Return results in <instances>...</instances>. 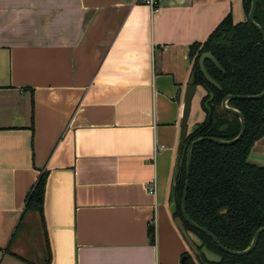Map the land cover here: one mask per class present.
Here are the masks:
<instances>
[{"label":"crops","instance_id":"1","mask_svg":"<svg viewBox=\"0 0 264 264\" xmlns=\"http://www.w3.org/2000/svg\"><path fill=\"white\" fill-rule=\"evenodd\" d=\"M228 13L242 24V0H0V264H38L35 232L39 264H182L169 194L189 48ZM251 149L263 168L264 137ZM42 174L44 229L24 211Z\"/></svg>","mask_w":264,"mask_h":264},{"label":"trees","instance_id":"2","mask_svg":"<svg viewBox=\"0 0 264 264\" xmlns=\"http://www.w3.org/2000/svg\"><path fill=\"white\" fill-rule=\"evenodd\" d=\"M250 3L251 0H242L245 16L242 24H234L228 13L204 43H195L189 48L193 85L201 86L205 92L200 100L205 119L185 138L177 186L174 188L176 213L173 218L180 217L185 231L197 239L200 260L196 259L199 264H264V233L249 254L231 256L216 246L206 234L194 230L181 215L187 148L198 139H203L192 149L185 197L186 214L232 252L248 249L256 232L264 228V167L247 162L251 148L264 137V97L259 101L229 100L228 107L237 110L245 120V134L238 142L220 146L208 140L215 138L229 142L240 134L239 118L222 109L224 98L256 96L264 91V41L247 20ZM257 4L254 20L264 31V0H257ZM204 53L212 54L223 69L221 72L210 61L204 62L209 77L220 89L210 85L199 70L198 61ZM46 180V174L38 178L26 198L24 210L36 213L43 229ZM148 232L152 244L154 228H149ZM203 250L218 257V261L207 260ZM183 257L185 264H196L189 253ZM49 263L50 259L44 262Z\"/></svg>","mask_w":264,"mask_h":264},{"label":"water","instance_id":"3","mask_svg":"<svg viewBox=\"0 0 264 264\" xmlns=\"http://www.w3.org/2000/svg\"><path fill=\"white\" fill-rule=\"evenodd\" d=\"M251 8H250V12L248 14L247 20H249V23L258 31V33H260V35L263 37V41H264V31L262 30V28L260 26H258L255 23L254 20V14L256 12L257 9V0H251ZM205 61H210L211 63L214 64V66L219 69L221 72H223V69H221L220 65L218 64L217 60L213 57L212 54L210 53H204L199 61V70H201L205 80L210 84V85H214L216 88L220 89V86L209 77L207 71L204 68V62ZM194 84V75H191L189 81L187 82V90L185 92L184 95V104H183V108H182V113H181V125H180V130H179V142L177 144V148H176V159H175V163H174V170H173V174H172V178H171V190H170V194H169V212L170 214L173 216L176 213V204H175V199H174V188L177 186V178L179 176V162L181 160L182 154H183V147H184V142H185V138H186V127H187V123L189 120V114H190V110H191V105H192V98L194 97L195 93H196V87L193 85ZM264 97V91L261 92V94L256 95V96H245V97H234V96H229L224 98L222 101V109L225 110L226 112H230L233 115H235L236 117L239 118L240 121V131H239V135L230 140L229 142L227 141H221L218 139H208L210 142L212 143H216L220 146H230L236 142H238L243 136H244V132H245V120L244 117H242V115L235 109H232L230 107H228V103L229 100L233 99V98H238L241 100H253V101H259L261 100V98ZM203 139H198L197 141L191 143L189 145V147L187 148V158H186V176H185V187L183 190V195H182V202H181V215H183V219H185V221L196 231L202 232L204 234H206L211 240L212 242L216 245L219 246V248L224 251L225 253L233 256H244L249 254V252H251L252 250H254V248L256 247V243L257 240L259 238V236L264 233V228H261L260 230H258L256 232V234L254 235L251 243L249 244V248L246 249L245 251H230L227 248H225L224 246L220 245V243L218 242V240H216V238L213 236V234L211 232H209L208 230L199 227L198 225H196L190 218L189 216L186 214V209H185V204H186V193H187V189L189 186L188 183V178H189V174H190V163H191V157H192V149L193 147L198 144V142L202 141ZM226 211H223V213ZM174 225L176 227V229L180 232L184 242H186L187 247H189V249L191 250V252L193 253V255L195 256V258H198V260H200L199 255L200 252L198 251V247L197 244L195 243L194 240V235L190 232L185 231L184 227H183V222L182 219L180 217H175L174 220ZM181 263L185 264V257H183L181 259Z\"/></svg>","mask_w":264,"mask_h":264},{"label":"rangeland","instance_id":"4","mask_svg":"<svg viewBox=\"0 0 264 264\" xmlns=\"http://www.w3.org/2000/svg\"><path fill=\"white\" fill-rule=\"evenodd\" d=\"M198 95H200L201 96V98L204 96L203 95V93L201 94V92H200V90H199V92L197 91L196 93H195V97L193 98V107H192V109L194 110V108H195V105L197 106V100H198ZM199 107H200V104H199ZM201 110V109H200ZM201 113H202V111H201ZM204 116V115H203ZM39 237H41V235H37V233L35 232L34 234H33V236H32V239H34L35 240V245L30 249V250H33L34 251V256H31V257H33V258H35L36 259V261L38 262V264L39 263H41L40 261L43 259V257H44V255L46 254V251L43 249L44 248V245L42 244L41 246H39V242H37L38 240H39ZM183 239V238H182ZM194 240H195V243L197 244V240H196V238L194 237ZM184 241V240H183ZM42 243V242H41ZM185 244H186V242H184ZM199 244V243H198ZM186 246H187V244H186ZM188 252H189V255L192 257V260L195 262V263H197L198 261H197V259L195 258V256L193 255V253L191 252V250L189 249V247H188ZM205 252V251H204ZM206 255H207V253H206ZM206 257V256H205ZM197 264H199V263H197Z\"/></svg>","mask_w":264,"mask_h":264},{"label":"built area","instance_id":"5","mask_svg":"<svg viewBox=\"0 0 264 264\" xmlns=\"http://www.w3.org/2000/svg\"><path fill=\"white\" fill-rule=\"evenodd\" d=\"M147 3L152 4V0H146ZM149 195L155 196L156 195V184L155 182L151 183L150 188L148 189ZM154 224V220H152L151 225Z\"/></svg>","mask_w":264,"mask_h":264}]
</instances>
